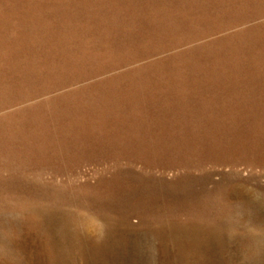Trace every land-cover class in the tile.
Masks as SVG:
<instances>
[{"label": "rangeland", "instance_id": "374dc122", "mask_svg": "<svg viewBox=\"0 0 264 264\" xmlns=\"http://www.w3.org/2000/svg\"><path fill=\"white\" fill-rule=\"evenodd\" d=\"M0 264H264V0H0Z\"/></svg>", "mask_w": 264, "mask_h": 264}]
</instances>
